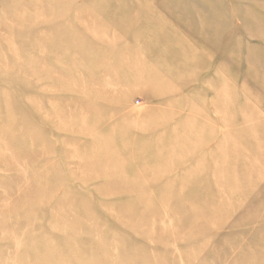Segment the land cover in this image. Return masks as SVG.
Returning <instances> with one entry per match:
<instances>
[{"label": "rangeland", "instance_id": "1", "mask_svg": "<svg viewBox=\"0 0 264 264\" xmlns=\"http://www.w3.org/2000/svg\"><path fill=\"white\" fill-rule=\"evenodd\" d=\"M0 264H264V0H0Z\"/></svg>", "mask_w": 264, "mask_h": 264}, {"label": "bare ground", "instance_id": "2", "mask_svg": "<svg viewBox=\"0 0 264 264\" xmlns=\"http://www.w3.org/2000/svg\"><path fill=\"white\" fill-rule=\"evenodd\" d=\"M3 69V68H2ZM22 229H23V227H22ZM24 253V252H23Z\"/></svg>", "mask_w": 264, "mask_h": 264}]
</instances>
